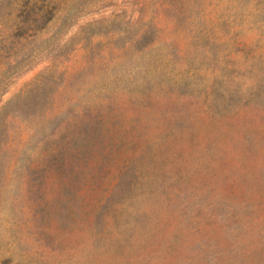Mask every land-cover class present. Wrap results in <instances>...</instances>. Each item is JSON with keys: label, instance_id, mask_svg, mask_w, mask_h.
Masks as SVG:
<instances>
[{"label": "rangeland", "instance_id": "374dc122", "mask_svg": "<svg viewBox=\"0 0 264 264\" xmlns=\"http://www.w3.org/2000/svg\"><path fill=\"white\" fill-rule=\"evenodd\" d=\"M0 264H264V0H0Z\"/></svg>", "mask_w": 264, "mask_h": 264}]
</instances>
